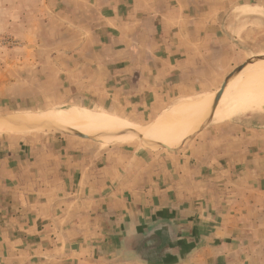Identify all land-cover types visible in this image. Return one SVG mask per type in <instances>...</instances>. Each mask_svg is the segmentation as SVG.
I'll return each instance as SVG.
<instances>
[{
	"label": "rangeland",
	"instance_id": "obj_1",
	"mask_svg": "<svg viewBox=\"0 0 264 264\" xmlns=\"http://www.w3.org/2000/svg\"><path fill=\"white\" fill-rule=\"evenodd\" d=\"M123 1L111 4L116 6L115 12L125 10ZM169 1L143 0L134 5L155 12L158 18L163 17L164 29L194 25L198 31L207 32L201 35L205 47L195 49L201 60H195L196 93L188 99L215 97L225 73L242 63L246 65L230 77L220 97H226L230 90L247 80L254 66H259L264 74V64L260 66L264 63V0H181L175 8L181 6L183 9L173 13L168 11L174 8ZM105 14H110V0H0V117L37 119L66 114L110 127L146 126L138 130L144 138L177 148L178 152L150 145L134 134L100 140L53 128L0 132V264H43L40 255L53 253L52 245L28 241V237L43 232L56 236L57 242L63 245L80 237L90 241L89 238L101 240L110 236L107 232L110 205L117 207L125 197L117 191L134 193L132 207L156 205L153 201L156 196L144 197L135 193L141 192L144 175L150 178L148 181H155L157 178L153 177L157 171L176 174L166 167V156L189 159L190 164H182L187 170L182 183H193L195 193L199 194L163 196L159 205L167 207L168 214H174L169 210L179 206L182 210L176 215L180 225L185 226L189 220L188 227L198 231H203L206 220H217L218 211L203 212L201 206L211 202V209H217L224 198L204 196L202 191L207 183L204 178L209 173H219L225 157L227 163L223 167L229 172L235 169L236 124L242 123L244 113L262 108H249L236 116L235 112H230L222 118L206 113L202 119L169 128L160 120L164 119L168 109L183 99L150 117L144 113L145 106H156L157 99L141 100L142 91L137 83L126 92L121 89V83L112 87L110 95L114 99L110 98V108H103L101 100L99 103L83 102L81 97L106 93L102 82L81 83L82 77L94 76L90 68L86 74V66L114 60L115 78H120L122 64L129 59L131 73H138L142 70L140 61L167 55L169 51H165L164 46L170 44L171 39H182L179 34L159 35L156 16L144 22L145 25L136 23L122 32L104 31L105 27L99 23L104 22ZM180 14L186 17L183 23L177 21ZM188 16L194 19L188 20ZM157 27L160 26L157 24ZM256 52L262 55L249 57ZM82 63L84 68L76 71L75 66ZM148 70L147 86L151 91L146 95L150 96L149 93L155 92L154 82L158 75L152 68ZM90 86L94 90L85 92ZM203 87L209 89L198 91ZM208 117L210 122L202 128L203 134H196L184 148H179L180 143L202 127L199 122ZM191 128H195L194 131L170 134ZM109 130L124 133L122 129ZM143 158L146 164L142 163ZM110 174L116 176V181L120 177L131 181L128 189L118 186L111 189L115 192L111 200ZM158 182L156 186H169L166 176L163 180L158 178ZM209 183L213 189L224 187L226 183L233 187L230 181L221 179ZM146 184L155 185L153 182ZM154 190L147 188L150 193ZM167 191L170 190L165 188L164 192ZM42 224H46L45 229Z\"/></svg>",
	"mask_w": 264,
	"mask_h": 264
},
{
	"label": "crops",
	"instance_id": "obj_2",
	"mask_svg": "<svg viewBox=\"0 0 264 264\" xmlns=\"http://www.w3.org/2000/svg\"><path fill=\"white\" fill-rule=\"evenodd\" d=\"M183 1V0H182ZM181 0H170L173 3L174 8L169 12L182 10L179 6ZM120 3L121 0H110V14L103 15V21L99 24L105 27L103 30L111 31L113 33L122 32L125 27L134 25L136 23L142 25L148 19L154 18L155 12L146 11L141 9V5L136 7V3L141 4L143 0H124L123 12H115L116 6H112L113 3ZM255 3V2H254ZM172 6V7H173ZM102 15V14H101ZM178 16V15H177ZM108 17V19H107ZM189 17V16H188ZM105 18V19H104ZM156 32L159 35L175 36L179 34V38L171 39V43L164 46L165 51H169L167 55H162L161 58L155 60H148L147 58L140 61L138 73L130 71L129 59L125 60L122 64L123 75L122 77L115 78V64L114 60H104L99 65L86 66V74L88 70L94 73L91 78H81L82 84L102 82L106 88L104 94H89L81 97L84 101L88 100L91 103H99L104 108H110V101L114 99L110 95V89L115 85L121 83V89L123 92L130 91L132 85H139V91L142 93L139 95L141 100L157 99L156 106H145V115L150 117L157 116L162 110L166 109L172 103L185 98H192L196 93L195 88V60L198 58L201 60V56L196 54V47H205L202 45L201 35H206L207 32L199 31L194 25H187L186 27H180L177 29H164L163 17L158 18L156 16ZM199 18V17H198ZM204 18V17H202ZM102 19V17H101ZM99 18V20H101ZM186 19L184 14H180L178 20ZM194 19V17H189ZM187 20V21H188ZM140 21V22H136ZM155 22V21H154ZM157 24L160 26L157 27ZM101 27V26H100ZM129 29V28H128ZM160 29V30H159ZM161 33V34H160ZM149 35L151 32L148 33ZM179 42V43H178ZM257 53V52H256ZM262 55L257 53L254 55L251 53L249 57ZM264 55V54H263ZM84 68L83 63L77 64L75 70ZM128 67V68H127ZM102 68V69H100ZM158 75L157 81L154 82L155 92L146 93L147 86V73H150V69ZM229 72V71H228ZM210 72L206 73L209 74ZM205 74V73H203ZM227 73H225L226 75ZM93 75V74H92ZM225 75L223 79L225 78ZM222 79V81H223ZM86 80V81H85ZM209 82V81H208ZM206 84L210 85V82ZM153 85L152 83H150ZM160 85V86H159ZM147 86V87H144ZM100 88V87H99ZM209 88H201L198 91H206ZM85 92H91L92 86L89 89H85ZM144 91V92H143ZM153 93H156L155 95ZM154 97H153V95ZM152 95V96H151ZM131 96H129V99ZM255 111H257L255 113ZM251 113H244L242 115L241 124H236V139L234 140V146L236 151V157L234 158L235 169L231 172L227 171L223 167L227 159H223V163L220 166L219 173L207 174L206 186L203 187L202 194L204 196L218 195L223 197L222 201L218 204L217 209H211L213 207L211 202L204 203L202 207L203 212L218 211L217 220L209 219L204 222L203 231H198L196 228H189V220H186V225H180V220L177 218L176 213L181 211L180 207L174 208L172 211L174 214H168L167 207L159 205L163 199V196L170 197H182L188 195H198L195 193V185L186 184L183 182V175L187 170L182 167V164H190L187 157H164V163L166 167H170L171 171H176V174L169 173H155L157 180L148 181L150 178L142 177L144 182L141 186L140 193L137 195L156 196L153 197V201L156 205L138 204V206H131L130 203L133 200L134 193H128L123 191H117V194H123L124 199L119 203L117 207L110 205V225L107 226V232H110V236H104L101 240L89 238L84 239L80 237L74 241H66L63 244L57 242L56 236L46 235L43 232L36 237H28V241L33 244L52 245L51 250L53 253L49 255H40L44 261L43 264H264V107L261 110H255ZM204 129V128H203ZM204 130L198 134H203ZM198 137V135H197ZM189 142V141H188ZM233 144V143H231ZM184 144L181 148H184ZM121 148H125L121 146ZM167 149V148H166ZM172 153L178 152L177 149H167ZM180 150V149H179ZM142 163L146 164L145 158L142 159ZM119 162V161H118ZM232 162L230 161V164ZM189 169V167L187 168ZM163 170V169H162ZM190 170L193 171L191 168ZM189 170V172H190ZM113 176V178H112ZM110 174V200L114 196L111 189L114 187H124L128 189V184L131 181L120 177L116 181V176ZM166 176V182L169 183L167 187L156 186L158 178L164 179ZM95 177H92V180ZM230 181V186L226 183L224 187H218L213 189L210 181L214 180ZM153 182L154 186H147L146 183ZM140 187V186H139ZM152 188L154 191L150 193L147 188ZM170 191L164 192V189ZM149 192V193H148ZM207 199L206 201H208ZM112 204V202H110ZM194 207V206H193ZM192 208V207H190ZM192 211V209H188ZM258 212V215L255 213ZM154 213H161L162 215H153ZM254 213V214H253ZM188 219V218H187ZM182 222V221H181ZM185 222V221H184ZM161 223L168 224L170 227V236H167L166 246L159 251L158 254L145 258L140 252L135 250L132 246L134 241L143 235H145L149 229L160 225ZM45 229L46 224H42ZM42 229V230H43ZM186 230V232H185ZM98 244V245H96ZM110 246L108 247V245ZM91 245V246H90ZM98 246V247H96Z\"/></svg>",
	"mask_w": 264,
	"mask_h": 264
},
{
	"label": "bare ground",
	"instance_id": "obj_3",
	"mask_svg": "<svg viewBox=\"0 0 264 264\" xmlns=\"http://www.w3.org/2000/svg\"><path fill=\"white\" fill-rule=\"evenodd\" d=\"M256 63L257 62L255 61V64ZM263 64L264 63L260 66L262 67ZM262 74L263 70L260 69L259 66H254L247 80L237 86L236 89L230 90L226 97H219L215 103V98L210 96L195 99H183L181 103H175L172 108L165 112L164 119L160 120L162 122L161 124L168 126L169 128L181 127L204 118L206 113H209L216 118H222L230 112H235L236 116L239 112L249 108H263L264 74ZM10 117L11 116L7 115L0 117V121H2L0 122V132L28 130V128H53L54 130H65L81 136H91L96 139L104 140V138L116 139L117 137L132 135L110 131L109 129L121 130L131 128L138 131L139 129H144L146 127L120 125L111 126V128L105 124L100 125L97 122L86 121L85 118L66 114L40 116L37 119H32L28 116ZM205 122V120L200 121L199 126L203 125ZM195 128L181 131L178 130L170 134H182L186 131L191 132L194 131ZM142 136L144 137L145 135L142 134Z\"/></svg>",
	"mask_w": 264,
	"mask_h": 264
},
{
	"label": "trees",
	"instance_id": "obj_4",
	"mask_svg": "<svg viewBox=\"0 0 264 264\" xmlns=\"http://www.w3.org/2000/svg\"><path fill=\"white\" fill-rule=\"evenodd\" d=\"M168 235L170 236V227L168 224L161 223L149 229L142 237L136 239L132 246L145 258L152 257L166 246Z\"/></svg>",
	"mask_w": 264,
	"mask_h": 264
},
{
	"label": "water",
	"instance_id": "obj_5",
	"mask_svg": "<svg viewBox=\"0 0 264 264\" xmlns=\"http://www.w3.org/2000/svg\"><path fill=\"white\" fill-rule=\"evenodd\" d=\"M246 65V63H242L241 65H239L235 70H231L224 78V80L222 81L221 85H220V89L217 91L216 95H215V99H214V103L215 101H217V99L220 97V95L222 94V91L226 85V83L228 82V80L230 79V77L232 75H234L235 73H237L239 70L242 69V67H244ZM210 122V117H208V119L206 120V122L202 125V127H200L194 134H192L191 136H189L185 141H183L182 143H180V145L178 146L179 148L182 147L184 144L187 143V141L191 140L196 134H198L201 129L204 127V125H206L207 123ZM122 132L126 133V134H134L137 138H139L142 141H145L146 143L156 146V147H161V148H167V149H177V148H171L168 147L162 143H158V142H152L150 140H146L144 139V137L142 136L141 133H139L138 131L131 129V128H126V129H122Z\"/></svg>",
	"mask_w": 264,
	"mask_h": 264
}]
</instances>
